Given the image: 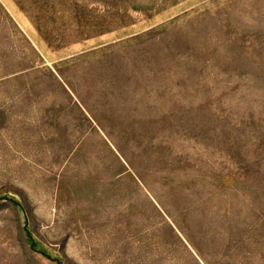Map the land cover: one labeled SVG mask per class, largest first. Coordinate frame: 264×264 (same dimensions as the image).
Here are the masks:
<instances>
[{
	"label": "rangeland",
	"instance_id": "obj_1",
	"mask_svg": "<svg viewBox=\"0 0 264 264\" xmlns=\"http://www.w3.org/2000/svg\"><path fill=\"white\" fill-rule=\"evenodd\" d=\"M0 264H264V0H0Z\"/></svg>",
	"mask_w": 264,
	"mask_h": 264
}]
</instances>
